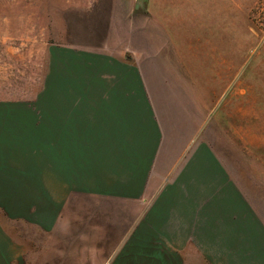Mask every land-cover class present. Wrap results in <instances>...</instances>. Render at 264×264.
<instances>
[{"label":"rangeland","instance_id":"374dc122","mask_svg":"<svg viewBox=\"0 0 264 264\" xmlns=\"http://www.w3.org/2000/svg\"><path fill=\"white\" fill-rule=\"evenodd\" d=\"M211 158L232 185L196 194ZM160 205L198 208L188 242L124 259ZM0 244L17 264H264V0H0Z\"/></svg>","mask_w":264,"mask_h":264},{"label":"crops","instance_id":"0c3cea01","mask_svg":"<svg viewBox=\"0 0 264 264\" xmlns=\"http://www.w3.org/2000/svg\"><path fill=\"white\" fill-rule=\"evenodd\" d=\"M137 79V81H140V76H136L134 72L127 73L126 71H123L119 76L116 77V83L124 84L127 79L124 78H130ZM124 92V90L122 91ZM124 100V97H123ZM143 101H140L136 104H142ZM135 115V117H132L130 119H127V124L132 127H130L129 133L135 132L133 125H140V123L144 122V118L142 116V113L144 111H129ZM152 112V111H151ZM146 113V111H145ZM150 113V111H148ZM158 113V112H157ZM139 117L141 121H139ZM139 121V122H138ZM156 128L154 127V130ZM156 132V131H155ZM137 134V133H136ZM144 136V133H142ZM138 138H140L141 142H148L145 140V136L141 137L139 134L137 135ZM146 139H150L149 135H147ZM203 158V157H202ZM205 160V158H203ZM211 166L204 169L201 168V170H196L194 172L198 175H195L196 177H193V180L195 181L191 184L193 189H196V194H203V191L198 192L199 189L203 190V187H211L212 189L217 188H227L226 182L229 183V186L232 184L227 180L226 175L223 173L221 166H218L219 162H216L215 159L211 158V161H207ZM203 164L202 162L200 165ZM194 165V164H193ZM220 165V164H219ZM202 167V166H201ZM207 170V171H205ZM209 171V172H208ZM208 173L211 178H206L205 180V174ZM205 180V183H204ZM207 182V183H206ZM209 182V184H208ZM228 186V187H229ZM211 194H214L210 192ZM197 209H193L192 206L186 207L181 206L178 209H176V213H172V207L169 205H160L159 207H152L153 212V218L150 221V223L146 226L145 223L142 224V222L138 225V227H135V230L133 229L131 234L129 235V238H127L124 242L123 250H122V257L124 259L128 260L130 257H135L137 259L140 258H160V253L162 251H165L166 248L168 252H171L170 249L173 250V247H176L174 244H186L187 237L190 236L192 233V227L194 225V217L197 216L201 217V213ZM201 211V210H200ZM194 212L195 216H194ZM193 213V214H192ZM174 223V224H173ZM202 223V222H201ZM200 223V226H201ZM175 224H178V228L176 229ZM174 225V226H173ZM180 227H183V229H180ZM175 236L180 237L179 239H174ZM153 243V247L155 249L151 251L150 248L147 247V245H151ZM160 244L161 247H158L157 245ZM4 246V245H3ZM0 244V250L3 247ZM170 249H169V248ZM174 250H177V247L174 248ZM161 251V252H160ZM10 252H1L0 251V264H17L18 257L16 254L13 256L8 255Z\"/></svg>","mask_w":264,"mask_h":264},{"label":"water","instance_id":"95a60500","mask_svg":"<svg viewBox=\"0 0 264 264\" xmlns=\"http://www.w3.org/2000/svg\"><path fill=\"white\" fill-rule=\"evenodd\" d=\"M139 1H141V0H139Z\"/></svg>","mask_w":264,"mask_h":264}]
</instances>
